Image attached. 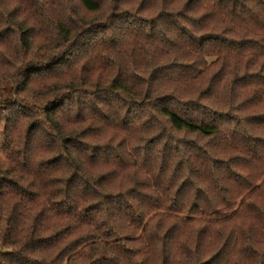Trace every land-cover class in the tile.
Returning <instances> with one entry per match:
<instances>
[{
	"label": "trees",
	"instance_id": "trees-1",
	"mask_svg": "<svg viewBox=\"0 0 264 264\" xmlns=\"http://www.w3.org/2000/svg\"><path fill=\"white\" fill-rule=\"evenodd\" d=\"M0 264H264V0H0Z\"/></svg>",
	"mask_w": 264,
	"mask_h": 264
}]
</instances>
